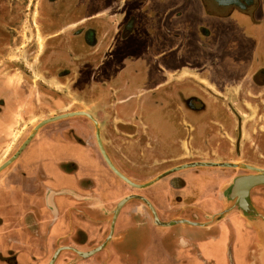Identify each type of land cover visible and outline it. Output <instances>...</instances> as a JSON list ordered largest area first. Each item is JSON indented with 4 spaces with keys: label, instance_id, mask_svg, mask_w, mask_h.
Listing matches in <instances>:
<instances>
[{
    "label": "flooded vegetation",
    "instance_id": "af4514ba",
    "mask_svg": "<svg viewBox=\"0 0 264 264\" xmlns=\"http://www.w3.org/2000/svg\"><path fill=\"white\" fill-rule=\"evenodd\" d=\"M3 1L6 0H0ZM162 1L165 0H40V26L45 33H50L49 40L34 60L39 76L33 81L24 74L0 75V122L3 124V129L0 128V165L17 152L39 122L64 113L83 111L88 114H74L46 122L27 143L39 139L45 151L57 152L62 162L72 169L78 168L73 172L83 168L77 158L89 164L86 165L88 168L94 162L93 157L98 160L96 176L93 179L84 177L80 186L69 187L68 193L77 204L73 212L75 218H87L91 226L74 228L72 243L59 246L62 261L57 257L52 264H69L79 255L101 248L106 242L108 244L102 250L78 262L107 264L113 250H126L136 257L143 241L149 237L146 233L141 234V224L154 226L153 220L164 224L174 215L186 216L187 207L194 201L183 195L179 188H173L174 183L182 187L186 184L187 179L182 177L181 171L168 173L149 187H143V182L186 162H214L221 157L228 162L238 157L240 117L236 116V109L207 105L196 92L182 98L175 97L172 92L163 95L156 84L158 70L151 66L156 63V55L152 57L153 51L150 52V23L155 16L168 13L175 18H186L189 13H206L222 17L227 15V12H221L225 0H216L218 4L213 0L160 3ZM239 6L243 7L236 2L229 4L231 8L239 9ZM200 36L201 39L208 37L199 29L198 35L188 34L186 38L189 43L202 46L204 41ZM173 38H179V34L174 33ZM153 46L156 48L160 44L155 40ZM227 63L230 61H222L221 66L211 68L209 73L222 82L243 74ZM10 64L5 61L1 65ZM54 82L63 88L67 83L69 86L60 91ZM240 87L234 94L240 96V100L249 98V81ZM118 94L127 100L144 98L157 102L163 99L160 104L167 103V106H133V100L110 108L108 98ZM214 95L216 97L211 96L228 97L220 91ZM98 96L107 101L100 109L101 114L118 115L116 123L110 118L99 122L103 147L114 166L139 186H130L118 178L101 154L95 124L90 117L93 115L92 99ZM113 141H117L119 149L135 144L134 160L131 162L123 154L116 157V151L110 148ZM197 168L201 167L190 168L188 174L196 176L202 170ZM203 172L206 173L201 175L202 179L209 185L214 183L212 198L219 207L220 184L249 171L219 167ZM109 174L118 183V190L111 200L104 191L109 187ZM43 182L38 178L37 189ZM158 185H162L161 190H157ZM128 196V201L116 209L117 203ZM260 205L264 207V203ZM119 221L124 224L127 221L133 226L119 229ZM65 253L70 256L63 257Z\"/></svg>",
    "mask_w": 264,
    "mask_h": 264
},
{
    "label": "crops",
    "instance_id": "0c3cea01",
    "mask_svg": "<svg viewBox=\"0 0 264 264\" xmlns=\"http://www.w3.org/2000/svg\"><path fill=\"white\" fill-rule=\"evenodd\" d=\"M171 1L174 3V0ZM169 2L170 0H165L160 3ZM232 2L239 3L243 7L231 8L229 4ZM221 12H227V15L212 17L206 13L203 15L189 13L186 18L181 16L175 18L174 15L170 16L166 13L165 16L160 14L151 20L150 52L153 51L152 57L156 55V63L153 62L151 66L158 70L156 84L164 85L163 88L158 87V89L163 95L172 92L175 97L186 96L191 92L189 86L175 88L174 83L189 82L193 77L189 72L194 66L198 68L197 81L200 83L208 81L214 84L217 81L223 83L221 80H216L215 75L212 77L209 72L211 68L221 66L222 61L225 60L230 61L227 64L231 67L243 73L225 79L224 83L231 89L237 90L229 91L230 96L233 95L232 98L240 100L241 97L234 93H238L240 86L243 83L245 86L249 81V96L254 98L253 95H257L256 97L264 104V0H225L222 2ZM199 29L202 35L208 37L201 39L200 36L204 45L195 46L189 43L186 35H198ZM174 33H178L179 38H173ZM155 40L156 44H160L156 48L153 46ZM185 67L187 70L181 74L180 71L182 72ZM201 69L205 72L201 73ZM258 74L260 76H257ZM202 89L203 92L199 91L198 95L205 100L206 96L211 97L212 92L207 90L210 86L206 85ZM116 97L122 95L118 94ZM98 98L101 103L105 102L102 96ZM249 98L244 97V102ZM210 106L234 107L237 111L236 116L240 117L239 154L236 159L228 162L247 164L257 162V158L250 154L249 146L251 143L257 145L263 152L264 136L261 135L260 141L256 138L254 143L249 144V138H252L251 130H262L258 124L257 128L253 126L249 128V123H246L248 118L242 120L243 115L249 116V108L238 105V101L236 106H221L215 100ZM262 114L264 115V110ZM231 122L235 125V122ZM262 126L264 127V123ZM0 128L3 129L1 122ZM27 145L15 158H18L16 162L14 159V162L8 164H11L10 166L7 165L0 171V264H49L52 259H58L57 257L61 260L59 246L72 243L73 229L91 226L87 218H75L73 212L77 204L73 203L72 196L68 193L69 187L73 185L79 187L84 177L93 179L96 176L98 160L93 157L94 162L88 168L86 165L89 164L77 158L76 161L82 164L83 168L82 171L73 172L78 168L72 169L62 162V158L56 155L57 152L45 151L39 139ZM134 146L135 144H127L124 148H115L112 151H116V157L123 154L132 162L136 155ZM92 147L95 151V146ZM90 150L92 151V148ZM214 162L226 161L221 157ZM197 167L219 168L218 166ZM190 168L195 167L176 170V172L181 171L182 177L187 181L183 187L177 183L173 185V188H179L183 195L194 199L187 207L189 209L186 210L187 215H174L164 224L153 220L155 227L148 223L141 224V234L146 233L149 237L143 241L136 257L126 250H113L114 254L109 257L107 264H264V227L256 228L237 209L231 210L223 218H215L227 205L223 186L236 176L220 184L218 196L221 205L218 207L212 198L215 194L214 183L207 184L208 182H205L201 176L206 173L203 172L204 170L210 169H202L195 176L188 174ZM87 171H90L89 174ZM38 178L44 181L40 189H37ZM112 178L113 176L109 174V187H106L108 190H104L107 199L110 200L114 199V194L118 190V183ZM161 186L158 185L157 190H161ZM111 188L113 191H110ZM261 191H263L262 195ZM250 197L253 204L264 211V207L260 205L264 203V186L252 188ZM130 225L127 221L125 224L119 221L117 228ZM64 256L70 255L65 253ZM89 256L79 260L78 256L73 260L75 262L71 263L86 264L87 262L78 261L85 260Z\"/></svg>",
    "mask_w": 264,
    "mask_h": 264
},
{
    "label": "rangeland",
    "instance_id": "374dc122",
    "mask_svg": "<svg viewBox=\"0 0 264 264\" xmlns=\"http://www.w3.org/2000/svg\"><path fill=\"white\" fill-rule=\"evenodd\" d=\"M39 3H40V0H6V1L0 2V75L1 74L2 75L14 74V75L19 76V75L24 74L32 78L33 81H35V78L39 76V70L37 69L36 66H34V60L38 58V53L41 50V48L44 46L46 40H49L47 38L50 33V32L45 33L44 32L45 30L43 29V27L40 26ZM115 9L116 8H114L113 10ZM5 61L11 64L8 66L1 65L2 62L5 63ZM186 70L187 68L185 67L182 72L180 71V73L182 74ZM189 73H190V76H193L192 79H190L189 82L174 83L175 88L178 86L188 85L189 90L191 92L199 93V91L203 92L202 87L207 85V86H210V89H207V90L211 91L212 92L211 95L213 96H214V93L217 91L218 92L220 91L221 93H224V94L225 92H228L225 94L226 96H228L227 98L221 97V98L215 99L212 96L211 97L206 96L207 105H211L216 100L217 102L221 104V106H236V102L238 101V105L247 106L249 108V116L243 115V117H241L243 121L247 120L248 118V121H246V123L247 122L249 123V128L252 126L257 128L258 127L257 124L262 128L261 131L251 130L252 138L251 137L249 138V144L251 142L254 143L256 138H258L259 140L261 139L262 136H264V127L262 126V124L264 123V115L262 114L264 110V107H263L264 104H262L261 99L256 98V97L253 98L249 96L250 98L246 99L245 102L244 100H237V98L235 97L232 98L233 95L230 96L229 94L230 93L229 91L233 92L237 90L231 89L230 86L227 85L226 83L224 82L221 83L218 81L215 82V84L209 81L200 83L199 81H197L198 75H199V71L197 69L191 68ZM65 85L66 87L63 88L59 85V83L54 82V86H56V88H58L60 91L67 89L69 86V83ZM158 85L160 86L159 88L164 87L163 84L162 85L158 84ZM92 100H93V105H92L93 115L91 116L94 119H96L98 123L99 136L102 142V134H101L102 129L99 125V122L106 121V119L110 118V120H112L113 123H116L118 122V115L111 113L110 116H107V115L104 116L100 112V109L103 106V103H101V100L99 98H93ZM133 100H135L134 103L132 102L133 106L134 105L135 106H148V105L161 106L160 103H163L164 101L163 99H159L156 102L155 100H152V99L149 100V99H144V98L133 99ZM133 100H127L122 97H115V96L108 98L110 108L122 106V105H125V103L128 104L130 101H133ZM104 104H107V101H105ZM162 105L166 106L167 103H164ZM95 133H96V128H95ZM116 142L117 141L113 143V146L112 145L110 146L111 149L118 148L117 146L118 144ZM249 150H250V154L251 155L253 154V156H255L258 160L255 163L249 162V164L264 168V151L263 152L260 151L258 146L252 143H251V146H249ZM199 169H215V168L203 167ZM244 170L249 171L248 173L252 172L251 170H248V169H244ZM159 175L160 174H157L153 178L143 182L142 186L143 187L152 186V185H147V186H144V185ZM162 178H160L158 181H160Z\"/></svg>",
    "mask_w": 264,
    "mask_h": 264
},
{
    "label": "water",
    "instance_id": "95a60500",
    "mask_svg": "<svg viewBox=\"0 0 264 264\" xmlns=\"http://www.w3.org/2000/svg\"><path fill=\"white\" fill-rule=\"evenodd\" d=\"M74 114H86L87 113L83 111H77V112H72V113H64L60 114L48 119H45L41 122H39L33 130L30 132L29 137L25 140V142L19 147L17 152L9 158L6 162L0 165V171L5 168L10 162L14 160V158L22 151V149L26 146V144L29 142V140L33 137V135L37 132L38 128L45 124L46 122L58 120L61 118H64L66 116H71ZM95 124L96 128V138H97V143L99 146V149L101 151V154L106 162V164L109 166V168L122 180L127 182L128 184L132 186H139L138 184H135L132 182L129 178H127L124 174H122L111 162L109 156L107 155L103 144L101 142V138L99 136V131H98V123L96 119H94L92 116H90ZM195 166H218V167H234V168H241V169H248L251 170V173L248 174H241L233 178L229 183L223 186V192L226 197L227 205L226 207L216 215L215 218H223L227 213H229L233 209H237L245 218L249 220L251 224H253L256 228H263L264 227V211L255 206L251 200L250 197V191L252 188L257 187V186H264V168L263 167H258L254 165H250L247 163H241V162H188V163H183L178 166H175L156 178L152 179L148 183H146L144 186L147 185H153L155 182H157L160 178L165 176L168 173H171L173 171L182 169V168H188V167H195ZM130 197H125L121 199L117 205L116 209H120L122 205L128 201ZM100 248H97L95 250H92L90 252L82 254L78 258L83 259L89 255H91L93 252L98 251ZM54 259L50 261L49 264H52ZM75 261H73L74 263ZM72 264V263H71Z\"/></svg>",
    "mask_w": 264,
    "mask_h": 264
}]
</instances>
